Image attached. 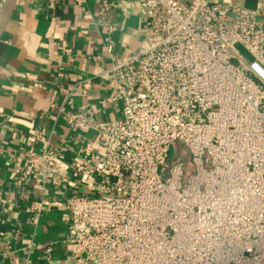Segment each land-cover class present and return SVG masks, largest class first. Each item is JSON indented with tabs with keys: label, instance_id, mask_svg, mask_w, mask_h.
Listing matches in <instances>:
<instances>
[{
	"label": "built area",
	"instance_id": "obj_1",
	"mask_svg": "<svg viewBox=\"0 0 264 264\" xmlns=\"http://www.w3.org/2000/svg\"><path fill=\"white\" fill-rule=\"evenodd\" d=\"M137 2L148 34L104 72L120 119L66 114L69 130L94 133L73 164L84 195L46 200L76 184L51 136L38 135L15 182L32 176L42 194L26 209L31 224L64 208L66 234L54 244L64 264H264V0L255 10ZM45 252V264H60L52 246Z\"/></svg>",
	"mask_w": 264,
	"mask_h": 264
},
{
	"label": "crops",
	"instance_id": "obj_2",
	"mask_svg": "<svg viewBox=\"0 0 264 264\" xmlns=\"http://www.w3.org/2000/svg\"><path fill=\"white\" fill-rule=\"evenodd\" d=\"M82 1L16 0L0 31V264H45L48 246L53 247L50 258L64 264V247L54 246L66 234L64 208H45L32 225L26 209L42 194L32 176L21 188L16 178L27 152L39 147L36 137L51 136L76 188L50 189L44 197L52 203L84 195V180L73 164L83 162V143L94 133L69 130L66 114L89 109L100 124L118 121L120 106L105 102L110 89L104 72L112 57L136 52L148 34L137 0ZM220 1L248 10L263 5V0ZM105 38L111 40V54ZM85 81L90 86L83 94Z\"/></svg>",
	"mask_w": 264,
	"mask_h": 264
},
{
	"label": "water",
	"instance_id": "obj_3",
	"mask_svg": "<svg viewBox=\"0 0 264 264\" xmlns=\"http://www.w3.org/2000/svg\"><path fill=\"white\" fill-rule=\"evenodd\" d=\"M15 1L16 0H8L6 7L2 8V10L0 11V23L3 22L2 26L0 27V31L3 28L9 14H10V12H11L14 4H15Z\"/></svg>",
	"mask_w": 264,
	"mask_h": 264
},
{
	"label": "rangeland",
	"instance_id": "obj_4",
	"mask_svg": "<svg viewBox=\"0 0 264 264\" xmlns=\"http://www.w3.org/2000/svg\"><path fill=\"white\" fill-rule=\"evenodd\" d=\"M3 2V0H0V6H2V3ZM173 150L171 149L170 150V152H169V154H168V159H167V162H169V161H172V159H173ZM61 246V245H60Z\"/></svg>",
	"mask_w": 264,
	"mask_h": 264
},
{
	"label": "bare ground",
	"instance_id": "obj_5",
	"mask_svg": "<svg viewBox=\"0 0 264 264\" xmlns=\"http://www.w3.org/2000/svg\"><path fill=\"white\" fill-rule=\"evenodd\" d=\"M7 2H8V0H3V2H2L3 4H2V6H0V11L2 10V8H5L6 7ZM2 23L3 22L0 23V27L2 26Z\"/></svg>",
	"mask_w": 264,
	"mask_h": 264
}]
</instances>
